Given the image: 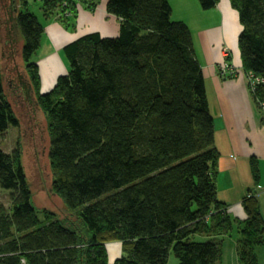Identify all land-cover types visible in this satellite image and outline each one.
Listing matches in <instances>:
<instances>
[{"label": "trees", "instance_id": "16d2710c", "mask_svg": "<svg viewBox=\"0 0 264 264\" xmlns=\"http://www.w3.org/2000/svg\"><path fill=\"white\" fill-rule=\"evenodd\" d=\"M41 1L45 10L60 4ZM198 1L211 9L219 0ZM230 2L240 19L242 68L264 122V0ZM106 6L120 18L118 32L91 31L67 42L70 69L45 94L31 62L44 26L28 6L13 17L49 118L53 187L83 229L49 210L41 214L20 150L0 143V187L11 197L8 206L0 202V264H167L172 251L177 264H217L219 237L233 222L218 195L215 116L193 33L172 17L170 0ZM8 96L0 67V135L20 124ZM253 168L256 182L255 161ZM253 190L239 227L244 264H258L255 248L264 243ZM111 242L122 248L113 259Z\"/></svg>", "mask_w": 264, "mask_h": 264}, {"label": "rangeland", "instance_id": "374dc122", "mask_svg": "<svg viewBox=\"0 0 264 264\" xmlns=\"http://www.w3.org/2000/svg\"><path fill=\"white\" fill-rule=\"evenodd\" d=\"M58 2H56V7L45 10L41 0H15V5H13L12 0H0L1 73L6 85L7 94L9 95L8 97L20 120L18 126H11L3 135H0V143L8 152H12L16 148L20 150L32 199L35 206L41 210V214L44 213L42 209L49 210L66 220L69 225L83 229V225L77 214L67 207L61 194L53 187L54 175L49 153L51 143L50 123L47 111L43 107L42 94L39 93L45 94V92L52 89L58 77L63 74H59L54 79H47V77L53 75L54 71L44 74L47 84L43 87L40 64L34 61L38 66L40 80L39 92L35 90L31 75L28 72L29 68H26L24 58L20 54L19 37L21 33L18 27H15L13 17L15 18L18 15L21 8L28 6L29 10L43 24L44 31L46 30L45 32H48L49 35L42 37V44L38 50L42 53L40 54L41 57L44 55L49 56L51 52L47 53V50H50L51 47L54 48L56 46L55 49L62 50V44L69 38L71 40L74 36L78 37L88 33L89 30L100 31L103 35H107L105 30L109 27L119 26V21L116 16L107 10V0H75L74 2L69 0L62 2L60 0V4L57 7ZM198 2L196 6L189 0H170L173 6L172 17L176 20L181 19L185 21L189 25L193 36H197L201 29L204 30L221 20L220 15L218 16L217 13H213V8L204 9ZM202 12H210L212 14L208 15L210 13L204 14ZM49 22H51V27L48 29ZM224 27L225 31L220 41L222 63L219 66V72L223 76H227V74L234 76L240 74L239 68H241L243 74H245L240 64L241 55L238 45V35L241 25L237 10L230 17V22L226 21ZM16 29H18L19 35L16 34ZM45 32L44 35H46ZM45 50L47 54H43ZM223 53H226V55L224 56ZM63 54L64 52L62 51L64 58ZM60 65L66 68V72L69 71V60ZM247 80L252 94V82L250 79ZM29 86H31L32 91ZM45 87L48 89L44 90ZM10 200L11 197L8 191L0 187V202L8 206ZM194 239H200V237H194ZM108 249L111 258H116L122 251L121 243L111 242L108 244ZM167 264H177V258L173 251L169 256Z\"/></svg>", "mask_w": 264, "mask_h": 264}, {"label": "crops", "instance_id": "0c3cea01", "mask_svg": "<svg viewBox=\"0 0 264 264\" xmlns=\"http://www.w3.org/2000/svg\"><path fill=\"white\" fill-rule=\"evenodd\" d=\"M189 1L197 6L198 0ZM212 10L213 13L215 12L218 16L220 15V22L217 21V24L204 30L201 29L197 36H193V39L196 55L202 64L207 94L215 116L216 144L220 151L217 175L218 195L224 203L228 204L229 216L233 222V229L222 237H219L221 239V256L217 264H243L238 256L239 227L240 223L246 218L243 200L250 187L254 189L253 193L259 199L261 212L264 217L263 113L256 105L254 97L250 92L248 80L241 68L239 70L240 74L234 76L228 74L227 76H223L219 72V66L222 63L220 41L225 31L224 25L226 21L230 22V17L233 16V13L235 14V9L232 7L230 0H219ZM202 13L206 14L210 12ZM117 18L120 25V18ZM50 24L51 22H49L48 29L51 27ZM118 30L119 26H114L109 27L105 32L107 35H113ZM89 31L91 32L92 30ZM15 32L19 35L17 30ZM44 32L42 37H47L49 35L48 32H45L46 35H44ZM20 37L21 50L23 38L21 37V39ZM76 37H72L71 40ZM69 39L62 44V50L55 49L56 46H54L50 50L46 49L47 53L51 52L49 56L44 55L41 57L40 54L42 53L38 49L32 57L33 61L40 64L43 87L47 84L44 74L54 71L53 75L47 77V79H54L59 74L66 72V68L60 64H64L65 61L68 62L65 53L63 54L65 56L63 58L62 51L64 52L65 44L71 41ZM46 50L43 54H47ZM254 161L259 166V179L256 182L253 168ZM255 254L258 258V264H264V243L263 245L256 246Z\"/></svg>", "mask_w": 264, "mask_h": 264}, {"label": "bare ground", "instance_id": "6f19581e", "mask_svg": "<svg viewBox=\"0 0 264 264\" xmlns=\"http://www.w3.org/2000/svg\"><path fill=\"white\" fill-rule=\"evenodd\" d=\"M223 55L225 56L226 53H223ZM51 56L54 57L53 55H51ZM57 60H58V58H57ZM236 69L238 70V68H236ZM239 70H240V68H239ZM244 76H245L247 79H251V75H250V73H245ZM46 87H47V86H46ZM46 87L44 88V90H45V89H48V88H46Z\"/></svg>", "mask_w": 264, "mask_h": 264}, {"label": "water", "instance_id": "95a60500", "mask_svg": "<svg viewBox=\"0 0 264 264\" xmlns=\"http://www.w3.org/2000/svg\"><path fill=\"white\" fill-rule=\"evenodd\" d=\"M13 1V5H15V0H12Z\"/></svg>", "mask_w": 264, "mask_h": 264}, {"label": "flooded vegetation", "instance_id": "af4514ba", "mask_svg": "<svg viewBox=\"0 0 264 264\" xmlns=\"http://www.w3.org/2000/svg\"><path fill=\"white\" fill-rule=\"evenodd\" d=\"M31 88V86H29ZM32 91V88L30 89Z\"/></svg>", "mask_w": 264, "mask_h": 264}]
</instances>
